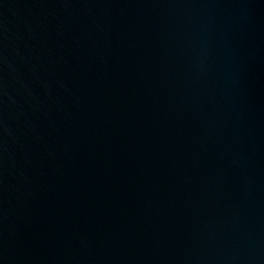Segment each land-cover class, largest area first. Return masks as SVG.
<instances>
[{"label":"water","instance_id":"obj_1","mask_svg":"<svg viewBox=\"0 0 264 264\" xmlns=\"http://www.w3.org/2000/svg\"><path fill=\"white\" fill-rule=\"evenodd\" d=\"M0 264H264V0H0Z\"/></svg>","mask_w":264,"mask_h":264}]
</instances>
